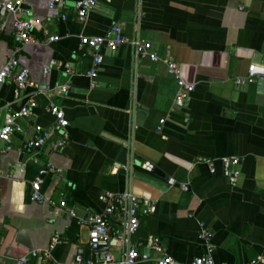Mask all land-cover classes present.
<instances>
[{
  "label": "crops",
  "instance_id": "crops-1",
  "mask_svg": "<svg viewBox=\"0 0 264 264\" xmlns=\"http://www.w3.org/2000/svg\"><path fill=\"white\" fill-rule=\"evenodd\" d=\"M76 1L59 0L50 9L48 0H24L27 11L19 13L36 21L38 38L46 32L60 38L15 52L34 85L21 98L9 80L0 84V126L28 97L37 103L28 117H16L22 130L12 134V148L0 152V264L20 256H27L26 264H56L78 254L90 259L105 251L118 254V216L110 218V242L96 250L80 221L102 210L98 195L105 191L156 200V211L140 216L132 238L159 236L164 251L180 264L208 247L218 263L264 255V0H97L84 22ZM12 20L0 8V24L6 22L0 67L19 46ZM113 24L128 40L142 39L176 62L182 78L194 84L181 106L174 103L177 84L165 62L136 57L129 42L102 50L91 85L85 72L92 56L87 47L79 48V37L103 35ZM250 64L263 72L237 83ZM63 84L69 85L66 92L57 89ZM51 103L68 119V143L58 151L49 142L24 148L31 126L53 128ZM228 155L240 157L234 182L219 173L220 159ZM208 160L216 174L209 172ZM141 161L161 174L142 169ZM49 165L55 169L42 175L44 200L38 202L30 183ZM201 223L211 233L208 243L200 236ZM54 234L60 242L49 256L30 254L47 247ZM139 249L156 256L145 244Z\"/></svg>",
  "mask_w": 264,
  "mask_h": 264
},
{
  "label": "built area",
  "instance_id": "built-area-1",
  "mask_svg": "<svg viewBox=\"0 0 264 264\" xmlns=\"http://www.w3.org/2000/svg\"><path fill=\"white\" fill-rule=\"evenodd\" d=\"M24 0H3L0 1V8H4L9 14L13 16L12 27L13 34L16 40L19 42V46L15 48V51L6 59V61L0 67V84L10 81L13 84V94L16 98H21L24 95L25 90L30 86L33 87V83L29 78V69L27 67H20L18 58L15 54L19 47L26 44H37L40 42H52L58 40L60 36L58 34H48L44 39L38 38L34 34V28L36 21L31 18H24L19 15L20 12H26L27 9L23 7ZM59 0H48V7L50 9L55 8ZM97 0H77L74 4V8L78 19L84 22L90 10L95 6ZM6 26V22L2 21L0 24V30H3ZM129 42L133 47L136 57H147L151 61L162 60L167 66L168 72L175 78L177 84V90L174 97V103L177 106H181L185 97L193 91L194 84L186 82L180 72L179 66L176 62L169 60L168 58L160 57L155 51L150 49V45L139 38L128 40L124 34L122 27L117 24H113L110 29L103 35L95 36H80L79 48L87 47L92 56V65L85 72L86 76L90 78L91 85H94V77L97 74L98 68L103 61L104 49L111 51L117 50L124 43ZM263 68L257 67L254 64L248 66V75L245 77H238L237 83L252 82L254 77L261 74ZM69 85L63 84L57 87L60 92H66ZM39 91V90H38ZM36 100L30 96L27 101L19 108L13 115H8L4 123L0 126V152H7L12 148L11 136L14 132H19L22 127L17 124L16 117H28L32 110L36 107ZM48 112L54 117L53 128L44 127L40 124L31 126V133L29 137L25 138L23 147L27 149H39L47 142L50 143L53 151L60 150L68 143V134L66 128L69 124L68 119L65 116L63 109L55 103H51L48 107ZM164 119L160 120V125L157 127L161 130V124ZM55 132L59 133V137L54 138ZM240 157L237 155L223 156L220 159L219 173L225 176L230 182H234L238 176V164ZM208 170L211 174H216L217 169L214 161L208 160ZM142 169L152 171L154 165L150 161H141L139 165ZM53 166L41 168L38 176L31 181V197L32 199L41 202L44 200V196L40 191L42 184V175L48 171H54ZM59 169H57L58 171ZM169 185H174L175 180L168 178ZM183 190H187V184H180ZM98 199L103 204V208L99 212L91 213L80 221L82 224L88 227V244L91 249L96 250L99 247L106 246L110 240L109 228L110 218L113 216L119 217V225L121 227L120 232L116 238L118 254H114L111 251L103 252L98 258L90 259L80 254L76 255L71 261L68 262H56V264H135L139 261L154 260L155 264H180L172 256L164 251L159 236H149L145 241H134L132 236L138 228L139 219L141 215H150L156 211V200L148 199L142 195L136 194L132 191L111 192L105 191L98 195ZM60 208L66 207L65 201L61 200L59 203ZM72 213V210H69ZM200 236L205 242H209L211 239V233L206 226L200 224ZM60 242L59 236L54 234L50 243L45 248H38L30 251L32 256L46 255L49 256L54 247ZM156 254L154 257L150 251H141L139 247L144 245ZM27 256H20L14 260L12 264H26ZM184 264H228L226 262H216L212 255V248L208 247L206 252L200 256H195L191 261ZM241 264H264V255H257L251 257Z\"/></svg>",
  "mask_w": 264,
  "mask_h": 264
},
{
  "label": "water",
  "instance_id": "water-1",
  "mask_svg": "<svg viewBox=\"0 0 264 264\" xmlns=\"http://www.w3.org/2000/svg\"><path fill=\"white\" fill-rule=\"evenodd\" d=\"M152 171L155 173L161 174L159 168H157V167H154Z\"/></svg>",
  "mask_w": 264,
  "mask_h": 264
}]
</instances>
